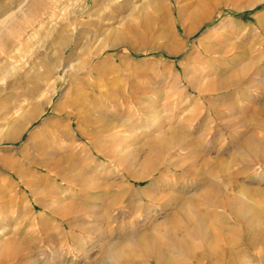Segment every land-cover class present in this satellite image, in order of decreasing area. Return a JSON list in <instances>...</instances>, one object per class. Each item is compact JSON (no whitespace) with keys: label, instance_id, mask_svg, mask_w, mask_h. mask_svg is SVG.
I'll return each mask as SVG.
<instances>
[{"label":"rangeland","instance_id":"374dc122","mask_svg":"<svg viewBox=\"0 0 264 264\" xmlns=\"http://www.w3.org/2000/svg\"><path fill=\"white\" fill-rule=\"evenodd\" d=\"M82 1L0 0V264H120L113 245L150 233L162 255L136 263L264 264V154L245 146L264 145V0H89L52 46ZM94 35L92 73L74 42Z\"/></svg>","mask_w":264,"mask_h":264},{"label":"bare ground","instance_id":"6f19581e","mask_svg":"<svg viewBox=\"0 0 264 264\" xmlns=\"http://www.w3.org/2000/svg\"><path fill=\"white\" fill-rule=\"evenodd\" d=\"M170 3L172 1H176L178 2V0H168ZM212 4H214L215 0H209ZM89 0H83L82 3L79 5V7L74 11L71 12L69 14L68 17V24H66L65 22L60 23V31L58 30V26H56L53 30L55 31L53 33V41L51 42V45L54 46L55 44L57 45V43L64 49V51H66V49L72 44V34L74 33V30H78V26L79 24H83L84 21H82L81 19V14L83 12V10L88 6ZM152 3H154L152 1ZM128 4V3H127ZM151 4V3H150ZM153 6V4H151ZM156 7H153V9H155L154 12H159L160 7L158 8L157 5H155ZM161 10V9H160ZM160 13V12H159ZM88 14V13H87ZM72 26V31L71 33L69 32V27ZM79 31H82V27L79 28ZM71 30V29H70ZM84 31V30H83ZM83 33V32H81ZM75 35V34H74ZM52 37V38H53ZM97 41V36H90V38L84 42L81 43L80 39H78L77 41L74 42V47H81L83 49L84 53H88L89 54V58L86 60V62L88 61V63H92V69L90 70V72L93 73V71L97 70V65L94 63L95 59L101 54V52L103 51V49L105 48V46L102 47H98L96 44ZM78 48V49H79ZM77 49V50H78ZM63 53V52H62ZM61 53V55H62ZM74 55V51L69 53L68 55H66L65 58L66 62H69V60L72 59V56ZM73 61V60H71ZM76 62V61H75ZM85 61H81L79 62L77 68L83 67L86 64ZM71 63V62H69ZM73 66V64H69L67 65V70L71 69ZM1 69V67H0ZM34 111H29L27 112L25 115H22L21 118H16L13 120V131L8 135L9 138H13V136H15L16 132L19 131L20 129L23 128L24 125H26L27 123H29L30 121H32L33 119V114ZM200 141H203V136H200L197 138ZM180 141V135L177 134V132H171L170 135L165 136L161 139L160 145H158V152L162 153V152H168L170 150L171 147H176L178 146V142ZM245 146L246 149L248 150V152H250L251 155L258 157L264 154V145L256 140L255 138H248L247 141L245 142ZM155 147V145H154ZM239 154H241V151H238ZM237 154V153H236ZM150 162H148L149 165ZM220 171L223 170L222 168L219 169ZM215 172V171H213ZM201 194V193H200ZM244 195V194H243ZM188 197V196H187ZM226 200V199H225ZM196 203L193 202V200L190 198L187 201H185L182 206H181V211L182 212H186V209L188 206H194ZM177 221V217L172 216L170 221L167 222L169 224H174L173 226H171V228L175 231L176 229H178V225L176 224ZM168 224H166V222L162 223L159 225V227L162 229L167 227ZM194 225V224H193ZM200 225V223H199ZM188 226V225H187ZM192 227V226H191ZM159 228V229H160ZM186 228V227H185ZM201 228V226H200ZM203 228V227H202ZM161 229V230H162ZM171 229V230H172ZM143 230V229H142ZM139 231V230H138ZM250 231V230H249ZM185 232V231H184ZM202 232V231H201ZM256 232V231H255ZM147 233V232H146ZM178 233V232H177ZM264 233V231H263ZM136 234V233H135ZM139 234V233H138ZM203 235V234H201ZM252 235V234H251ZM254 235V234H253ZM263 235V234H262ZM136 236V235H135ZM256 236V234H255ZM258 237V236H257ZM260 237V236H259ZM207 238V237H206ZM205 238V239H206ZM251 238V237H249ZM255 238V237H254ZM253 238V239H254ZM251 239V240H253ZM178 240V239H177ZM199 240V239H198ZM208 240V239H207ZM263 240V239H262ZM256 241V240H255ZM179 242V241H178ZM180 242L183 244L184 248L186 247V249H190L191 248V242L188 238V236L185 234L181 237ZM213 242V241H212ZM259 243V241H258ZM171 244V243H170ZM200 244V243H198ZM206 244V243H205ZM213 244V243H212ZM164 245V239L160 238V236L158 235L156 238V235L153 233H150L148 235H138L135 239L133 238H128L127 241L124 242V244H114L113 245V249H112V257H115L117 259V261L120 264H143L141 262L136 263V258H138V256H140V254L144 253L146 255H151V252H153L154 250H158V254L160 256V254L162 255V248ZM211 245V244H210ZM259 245V244H258ZM176 246V245H175ZM205 246V245H204ZM247 246V245H246ZM162 247V248H161ZM210 247V246H209ZM208 244H207V248ZM250 247V246H249ZM252 247V246H251ZM259 247V246H258ZM195 248V247H194ZM204 248V247H203ZM213 248V245H212ZM211 249V248H210ZM256 249V248H255ZM196 250V248L194 249ZM221 250V249H220ZM223 250V249H222ZM225 250V249H224ZM223 250V251H224ZM187 251V250H185ZM206 251V250H205ZM196 252V251H194ZM154 253V252H153ZM198 253V252H196ZM201 253V252H200ZM206 253V252H205ZM224 253V252H221ZM228 253V252H227ZM249 253V252H248ZM211 255H213V252L211 253ZM209 254V255H210ZM154 255V254H153ZM218 255V253H217ZM222 255V254H221ZM220 256V255H219ZM218 256V257H219ZM187 257V256H186ZM202 257V255H201ZM225 257V256H223ZM154 258V257H152ZM204 258V257H203ZM202 258V259H203ZM208 258V257H207ZM210 258V257H209ZM221 258V257H220ZM218 258V259H220ZM197 260V258H195ZM199 259V258H198ZM201 259V258H200ZM216 259V260H218ZM227 259V258H226ZM180 260V259H179ZM210 260V259H209ZM222 260V259H221ZM159 261V260H158ZM199 261V260H198ZM219 261V260H218ZM192 262V261H191ZM213 262V261H212ZM211 262V263H212ZM232 262V261H231ZM169 263V262H168ZM172 263V262H171ZM198 263V262H197ZM207 263V262H206ZM101 264H105V263H101ZM157 264V263H156ZM182 264H184V262H182ZM196 264V263H195ZM217 264V262L215 263ZM219 264H224V263H219Z\"/></svg>","mask_w":264,"mask_h":264},{"label":"crops","instance_id":"0c3cea01","mask_svg":"<svg viewBox=\"0 0 264 264\" xmlns=\"http://www.w3.org/2000/svg\"><path fill=\"white\" fill-rule=\"evenodd\" d=\"M183 262H184V264H186V263H188V264L194 263L192 258H190V259L186 258L185 260H183Z\"/></svg>","mask_w":264,"mask_h":264}]
</instances>
